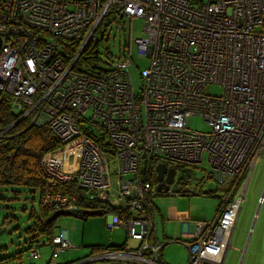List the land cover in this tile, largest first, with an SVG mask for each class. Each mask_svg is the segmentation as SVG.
I'll list each match as a JSON object with an SVG mask.
<instances>
[{
  "label": "built area",
  "instance_id": "1",
  "mask_svg": "<svg viewBox=\"0 0 264 264\" xmlns=\"http://www.w3.org/2000/svg\"><path fill=\"white\" fill-rule=\"evenodd\" d=\"M115 16L142 21L144 37L133 40L146 59L137 85L129 40L98 76L75 67L98 27ZM59 41L72 42L74 52L65 53ZM1 92L23 111L18 119L31 114L61 143L42 156L40 171L48 187L69 184V192H45L42 203L74 213L91 204L116 209L107 213V227H121L135 241L69 264H162L163 243L151 240L147 205L156 182L138 171L145 157L175 172L197 168L201 181L215 182L220 192L207 193L218 198L211 218L193 221L177 241L186 248L185 264L222 263L250 174L264 155V0H0ZM188 117L201 118L208 130L188 128ZM105 150L119 173L135 175L111 184ZM176 193L198 194L200 187L166 191ZM47 244L56 258L70 246L66 230ZM27 255L39 256L33 247Z\"/></svg>",
  "mask_w": 264,
  "mask_h": 264
},
{
  "label": "rangeland",
  "instance_id": "2",
  "mask_svg": "<svg viewBox=\"0 0 264 264\" xmlns=\"http://www.w3.org/2000/svg\"><path fill=\"white\" fill-rule=\"evenodd\" d=\"M110 19L111 17H107L104 20V22L109 21L108 25L98 27L89 45L96 46L94 49L97 50V56L101 58L98 64L104 66L114 60L112 58L106 63L102 60L108 58L106 50L116 57L124 50V43L129 40L130 57L136 66H130L129 72L134 84L137 85L140 81L138 70L146 65V59L136 55L133 40L144 37L141 30L142 21L138 18L119 20L116 16L115 20ZM211 91L218 94L219 88L213 86ZM186 126L200 132L208 130L207 125L199 117H188ZM92 130L99 139L106 142L105 134L101 129L92 127ZM104 157L111 184L118 178L135 175V173H119L114 155L106 150ZM144 170L143 161L139 172ZM201 176L202 172L197 168L190 174L176 171L175 182L169 186L170 190L176 191L192 190L199 186V194L168 195L165 192H156L154 187H151L147 205L154 216V231L159 234L164 223L165 232L170 226V234L164 239L166 243L158 251V258L162 264L186 263V248L177 241L180 231L186 230L193 221L210 219L218 204V198L215 197L217 194L213 193L215 196L206 194L213 186L215 192L219 191L215 182L212 179L206 180L202 186ZM151 185H153L152 182ZM1 194L10 197L8 191L1 192ZM31 208L34 211L38 209L36 192L21 191L16 200H0V258L20 254L22 264H69L89 255L104 252L110 246L115 247L125 243L128 247H133L135 244L133 240L126 241L123 228L109 230L105 227L108 214L86 216L85 219L59 216L54 221V231L65 229L68 232L69 248L61 251L56 258H51V248L46 242V237L40 235L36 238L37 242L31 244L37 249L39 256L29 258L27 255L30 245L29 237L24 229L30 223L27 215ZM6 215L12 218L3 222L1 219ZM109 262L110 260H97L85 264H108ZM14 264L19 263L15 261ZM221 264H264V155L258 159L250 174L244 199L240 202L236 223L229 240V247L223 255Z\"/></svg>",
  "mask_w": 264,
  "mask_h": 264
},
{
  "label": "trees",
  "instance_id": "3",
  "mask_svg": "<svg viewBox=\"0 0 264 264\" xmlns=\"http://www.w3.org/2000/svg\"><path fill=\"white\" fill-rule=\"evenodd\" d=\"M58 45H62L64 52L67 54L74 52L72 42L59 41ZM94 47L96 46H91V44L86 46L85 50L78 57L75 67L82 66L89 74L98 76L106 71L110 64L108 63L104 66L98 64L101 58L97 56V50ZM106 51L108 58L102 59L105 63L115 58L109 50ZM22 112L12 109L10 95L5 92L0 93V200H16L21 191L36 192L38 194V209L37 211H34L32 208L29 210L27 218L30 223L24 229L26 235L29 237L30 248L34 246L31 244H35L37 242L36 238L40 235H44L48 243L56 232L54 231V221L57 217L49 222H47V218L57 209L42 203L43 194L49 191L52 194L59 191L67 193L69 192V184L65 186L58 185L52 188L45 184L40 171V160L46 153L56 150L61 143L52 137L44 126L32 123L31 114L18 119ZM144 163L145 170L139 172V174L145 181L155 184L154 168L157 162L153 158L145 157ZM175 168L181 172H184L186 169L181 166H175ZM185 173L190 174L191 171ZM7 191L10 193V197L2 196L1 192ZM86 209H100L101 214L116 211V209L110 210L101 204H91L88 207L83 206L79 211H76L77 217L85 219L86 216L81 214V211ZM11 218L6 215L1 220L4 222ZM117 247L119 246H110L108 248ZM20 256V254H17L12 257L0 258V264H14L15 261L22 264Z\"/></svg>",
  "mask_w": 264,
  "mask_h": 264
},
{
  "label": "water",
  "instance_id": "4",
  "mask_svg": "<svg viewBox=\"0 0 264 264\" xmlns=\"http://www.w3.org/2000/svg\"><path fill=\"white\" fill-rule=\"evenodd\" d=\"M155 186L154 189L156 192H165L168 190L169 185L173 182L175 175V170L173 167H167L164 163H156L155 165ZM163 180V181H162ZM81 214L85 216L91 215H100V209H86L82 210ZM59 216H73L77 217L76 213L66 210V209H57L53 211L47 218V222L54 220Z\"/></svg>",
  "mask_w": 264,
  "mask_h": 264
},
{
  "label": "crops",
  "instance_id": "5",
  "mask_svg": "<svg viewBox=\"0 0 264 264\" xmlns=\"http://www.w3.org/2000/svg\"><path fill=\"white\" fill-rule=\"evenodd\" d=\"M200 182H202V186H203V184L206 182V180L205 181H201L200 180ZM212 190H214V186L213 187H211V190H208V191H212ZM218 192H220V189H219V191ZM215 209V208H214ZM151 213H152V211L151 210H149ZM214 211V210H213ZM153 214V213H152ZM108 222H109V217L107 216V219L105 220V227L107 228V229H109L108 227H107V224H108ZM155 223V222H154ZM191 225H192V223L188 226V228L186 229V230H184V231H188V230H190L191 229ZM164 226H165V223L164 224H162V230L159 232V234H157L155 231H154V224H153V229H152V232H151V240L152 241H155V242H158V243H163V245L166 243H164V239H166L167 238V236L170 234L169 233V231H170V226L168 227V231H164L163 229H164ZM174 226H175V223L173 224V226H172V228H171V230L173 231V228H174ZM111 229H114V228H110L109 230H111ZM184 231H180L181 233H180V237H179V239H182V233H184ZM67 232V231H66ZM179 233V232H178ZM67 238H68V232H67ZM127 241V240H126Z\"/></svg>",
  "mask_w": 264,
  "mask_h": 264
},
{
  "label": "flooded vegetation",
  "instance_id": "6",
  "mask_svg": "<svg viewBox=\"0 0 264 264\" xmlns=\"http://www.w3.org/2000/svg\"><path fill=\"white\" fill-rule=\"evenodd\" d=\"M163 181V180H162ZM169 189V188H168Z\"/></svg>",
  "mask_w": 264,
  "mask_h": 264
}]
</instances>
